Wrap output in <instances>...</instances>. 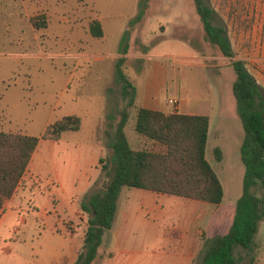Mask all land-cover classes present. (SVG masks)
<instances>
[{"label":"rangeland","instance_id":"374dc122","mask_svg":"<svg viewBox=\"0 0 264 264\" xmlns=\"http://www.w3.org/2000/svg\"><path fill=\"white\" fill-rule=\"evenodd\" d=\"M257 2L205 0L212 9L213 24L225 29L233 58L244 60L251 74L264 71V47L257 50L256 43L260 38L264 41V28L258 27L263 10ZM140 10L142 18L135 22ZM92 18L102 24L104 37L95 38L80 28ZM38 21L45 25L36 27ZM187 21L188 32L181 26ZM85 40L86 49H78L79 42ZM125 47L126 56H118ZM83 51L90 57H80ZM119 57L125 58L121 67L136 95L145 88L154 67L167 68L163 80L152 88L157 109L172 111L168 100L175 98L180 111L197 104L199 111L209 116L206 158L224 192L218 205L166 193L164 202L163 197H153L152 202L143 203L134 189L122 187L118 209L128 201L134 212L141 210L133 226L123 230L120 247L128 250L124 257L136 255L135 264H157L158 258L164 261L195 244L201 250L195 251L192 264H200L205 240L229 229L242 188L244 166L239 147L244 131L232 93L235 74L231 59L206 40L193 0H0V130L40 136L46 124L63 116L77 115L81 120L78 130L61 133L59 145L40 143V152L50 146L53 166L44 164L36 154L34 163L42 172L15 199L13 207H3L0 264H64L74 241L62 230L67 219L80 221L74 212L87 195L73 196L80 194L86 183L82 166L90 153H110L112 126L125 106L114 76ZM67 78L70 81L63 89ZM127 110L124 132L129 143L151 147L152 141L132 128L133 108ZM98 123L97 139L104 149L99 146L93 151ZM76 144L85 145L88 151H77ZM215 147L222 151L220 161L215 159ZM58 165L62 173L56 176ZM85 171L94 174L96 169L88 166ZM100 183L101 178L89 192L97 190ZM192 202L202 207L201 215L190 210ZM83 214L86 221L88 213ZM105 246L114 248V244H102L100 249ZM256 247L260 249L257 253ZM234 255L240 257L238 264H264V216L258 223L253 250L236 246Z\"/></svg>","mask_w":264,"mask_h":264},{"label":"trees","instance_id":"16d2710c","mask_svg":"<svg viewBox=\"0 0 264 264\" xmlns=\"http://www.w3.org/2000/svg\"><path fill=\"white\" fill-rule=\"evenodd\" d=\"M206 40L216 46L223 56L230 57L235 74L232 93L244 135L240 145V158L244 166L242 190L236 200L229 229L213 240L204 242L200 264H237L236 246L250 250L258 223L264 216V89L248 71L245 61L234 59L229 39L223 26L212 22V9L205 0H193ZM143 7L145 8L146 5ZM140 10L135 22L142 18ZM45 22H35L44 26ZM94 37L103 35L97 19L89 23ZM126 53V47L122 54ZM125 58L115 63V81L125 100L119 110V119L112 126L110 153L98 160L101 183L89 192L81 209L88 213L83 244L74 264H91L99 255L103 235L113 222L117 199L123 186L177 195L184 198L214 203L223 198V186L206 158L209 116L180 111L163 112L135 105L136 88L123 71ZM127 108H133L132 128L152 141L151 147H133L124 132L129 120ZM110 118H113L110 115ZM81 127L77 115H66L49 122L40 136L19 131L0 130V214L3 206L28 167L32 153L41 139L58 140L64 131ZM97 128L96 138H98ZM216 160L222 158L219 147L214 148ZM111 255V252L108 253Z\"/></svg>","mask_w":264,"mask_h":264},{"label":"crops","instance_id":"0c3cea01","mask_svg":"<svg viewBox=\"0 0 264 264\" xmlns=\"http://www.w3.org/2000/svg\"><path fill=\"white\" fill-rule=\"evenodd\" d=\"M258 1L264 4V0H258ZM92 19H97V18H92ZM91 20H86L85 21L86 24L84 25V27L83 26L80 27L81 29H83L84 32L86 30H88V32L90 33L89 23ZM189 25L190 24L188 21L185 24L181 23L182 27H187V29H186L187 32L191 31V27H189ZM101 27H102V24H101ZM102 31H103V36H101V37H104L103 28H102ZM175 32H176V29H175ZM90 35H91V33H90ZM154 35H155V37H161V35H156V33H154ZM95 38H99V37H95ZM86 42H87L86 40H85V43L80 41L79 42L80 48H78V49H86V47H87ZM187 42L190 43V39H187ZM126 54H127V52L125 54H121L118 56H124L125 57ZM261 55L263 56V54H261ZM79 56L83 57V58H87V57H90V54L83 51L81 54H79ZM137 56H140V54H138ZM151 73L152 74L149 77L145 88L141 91V94H140V92H137V95H136L137 97L135 98V105L138 107H145V108H149V109L159 110V109H157V107L155 105L156 100L153 99V94H154L153 90L154 89H152V88H153V86H155L156 82L159 84L160 81L163 80L165 74L168 72H167L166 67L159 68L158 66H156L152 69ZM252 75L255 77L256 81L264 89V71L259 70L256 73H252ZM69 81H70V79L67 78L66 81L64 82L63 89L68 86ZM6 90H8V89H6ZM200 102H205V100L201 99ZM197 103H199V100H197ZM0 105H1V102H0ZM180 108L181 107L179 106L177 111H180L179 110ZM0 109H1V106H0ZM188 110L189 111H184V112L185 113L204 114V112L199 111L197 104H194V106H192L191 109H188ZM180 112H182V111H180ZM1 113H2V110H0V114ZM100 127H101V125L98 123L96 125V132H97V128L100 129ZM59 139L56 141L50 140V139H44V141L40 140L37 143V145H36V147L32 153L31 159L29 161L28 167L25 170L24 174L22 175V177H21V179H20V181H19V183L15 189L14 194L8 200L5 201L4 206L13 207L15 199L18 198L24 192V190H26V188L29 185H31V182L32 183L34 182V179L37 177V175L42 172V169L40 168V166H38L36 163H34V157L36 156V154H39V156H41L42 162L44 164H46V165L50 164V166H53V164L51 163L50 158H49L50 150H51L50 146L46 145V147L44 148L45 150H42V152H40L39 145H40V143L45 142V141H54V142H57V144L59 145V143H60ZM95 141H96V144L94 145V148L91 150L95 151V149H97V147H99V146L104 149L103 145L101 143H99V139H97L95 137ZM207 141H208V138H207ZM74 147L77 149V151L86 150V149H84L85 145L80 146V145L76 144V145H74ZM91 150H90V152H92ZM86 151H88V150H86ZM239 153H240V147H239ZM103 155H104L103 153H97V152L93 153V155L90 153V156H91L90 159L87 160V162L85 164H83V166H82L83 173H84L85 178H86V183L83 185V191L80 194L78 193L76 195H73L74 197L76 196V197L81 198V196H85L86 194H88L93 183L96 184L97 181L101 178V171L99 168L98 160H99V157L103 156ZM88 166L94 167L96 169V172L94 174H88L87 171H85V169L87 170ZM60 168H61V166L58 165V169H56V171H55L56 176L59 173H62ZM243 172H244V169H243ZM242 177H243V174H242ZM123 187H125V186H123ZM241 187H242V181H241ZM129 188L134 189L133 193L140 195V200H142L143 203L152 202L153 197H157V198L163 197L164 199L162 200V202L165 201V196H163V193L150 191L148 193H151V194H147V192H143L142 190H140L142 188H137V187H129ZM143 190H145V189H143ZM241 190H242V188H241ZM241 190H240L238 197L241 194ZM146 191H149V190H146ZM119 196H120V192H119ZM119 196L117 199V209H116V212L114 215L112 225L108 230L105 231V233L103 235V241H102V244H107V245L108 244H110V245L114 244V248L108 249L107 246L103 247L102 250L99 248V255L93 260V262L91 264H135L137 261L136 255L132 256L129 259L124 257V255L126 254V252L128 250L123 248V247H120V245L122 246L123 230H126V228H127L126 226H128L130 224H131V226H133V223L137 220V218L139 216H141V210L138 209V210H135V212H134V210L131 209V204H129L128 201H123L121 209L119 210L118 209ZM144 200H145V202H144ZM147 200H150V201L146 202ZM161 204H163V203H161ZM194 205L195 204L192 202L191 206H190V210H193L194 212L197 211V216L201 215L203 213V209H201L202 207L199 205H195V206ZM197 208H199V209H197ZM83 212L84 211L81 209V205L78 208V210L74 212L75 215L79 217L80 221L85 220L84 219L85 215L83 214ZM79 222H74L73 219H70V218L65 221V225L63 227L62 232H64L70 240L74 241V245H73V247H71V249H69V252H67V254H65L64 264H74L75 260L77 258L78 251L82 247L84 229L86 227V221L83 222V226H80ZM79 230H81L82 233H81V235L76 237V234L80 233ZM180 237H182V235ZM253 245H254V243H253ZM253 245H252V250H253ZM237 247H240V246H237ZM198 248L196 249L195 244H193L191 246L188 245L186 249H181V251H179V252L172 253V255H171L172 257L164 258V261L161 257L158 258L157 264H192L194 257H195V251L199 252L201 250ZM252 250L250 249L249 251H252ZM259 250L260 249L258 247H256L254 252L257 253V252H259ZM109 252H111L110 256L108 255ZM136 252H140V251L137 250ZM237 259H238V261L240 260V257L238 255H237ZM238 261H237V264H238ZM248 261L251 262L252 259H248Z\"/></svg>","mask_w":264,"mask_h":264},{"label":"built area","instance_id":"2783aa9c","mask_svg":"<svg viewBox=\"0 0 264 264\" xmlns=\"http://www.w3.org/2000/svg\"><path fill=\"white\" fill-rule=\"evenodd\" d=\"M258 3V2H257ZM259 4V6L260 7H262V10L263 11H261L262 12V14H261V16H260V22L261 23H259L258 24V27H262V28H264V4L263 3H261V2H259L258 3ZM260 12V13H261ZM256 43H257V49H261L262 47H264V41H262L261 40V38L260 39H258V41H256ZM261 46V47H260ZM240 59V58H239ZM168 102L172 105V107H173V110L172 111H175V110H178V101L175 99V98H170L169 100H168Z\"/></svg>","mask_w":264,"mask_h":264}]
</instances>
